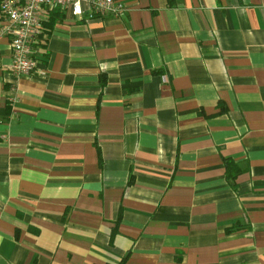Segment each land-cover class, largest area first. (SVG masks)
Here are the masks:
<instances>
[{
    "label": "crops",
    "instance_id": "0c3cea01",
    "mask_svg": "<svg viewBox=\"0 0 264 264\" xmlns=\"http://www.w3.org/2000/svg\"><path fill=\"white\" fill-rule=\"evenodd\" d=\"M121 1L0 36V264H264V0Z\"/></svg>",
    "mask_w": 264,
    "mask_h": 264
},
{
    "label": "built area",
    "instance_id": "2783aa9c",
    "mask_svg": "<svg viewBox=\"0 0 264 264\" xmlns=\"http://www.w3.org/2000/svg\"><path fill=\"white\" fill-rule=\"evenodd\" d=\"M60 9L73 17L120 16L125 12L121 0H0L2 26L0 36L9 39L12 53L10 70L17 77L33 73L36 61L35 45L43 33L44 15ZM14 102V99H10Z\"/></svg>",
    "mask_w": 264,
    "mask_h": 264
},
{
    "label": "trees",
    "instance_id": "16d2710c",
    "mask_svg": "<svg viewBox=\"0 0 264 264\" xmlns=\"http://www.w3.org/2000/svg\"><path fill=\"white\" fill-rule=\"evenodd\" d=\"M51 23V21H50ZM225 163V177L227 179H232L234 180L236 178V173L234 174L232 172L233 169V163L230 160H224ZM126 257L122 260L121 264H124Z\"/></svg>",
    "mask_w": 264,
    "mask_h": 264
}]
</instances>
